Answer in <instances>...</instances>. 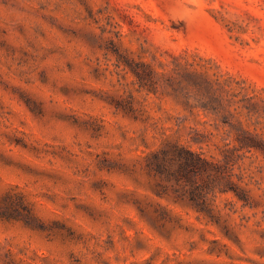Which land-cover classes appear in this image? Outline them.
Wrapping results in <instances>:
<instances>
[{
    "label": "rangeland",
    "instance_id": "rangeland-1",
    "mask_svg": "<svg viewBox=\"0 0 264 264\" xmlns=\"http://www.w3.org/2000/svg\"><path fill=\"white\" fill-rule=\"evenodd\" d=\"M0 264H264V0H0Z\"/></svg>",
    "mask_w": 264,
    "mask_h": 264
},
{
    "label": "trees",
    "instance_id": "trees-1",
    "mask_svg": "<svg viewBox=\"0 0 264 264\" xmlns=\"http://www.w3.org/2000/svg\"><path fill=\"white\" fill-rule=\"evenodd\" d=\"M174 149L175 156L173 161L178 165V169L175 173L172 172L170 161L167 158L168 150L163 151L162 155L160 153L156 154L154 160L150 164V169L161 175L177 174L179 179L186 181H192L194 176L197 177L207 169L208 163L200 154L188 151L184 149V147L176 145ZM196 187L197 189H194L192 192H197V194L200 195L201 189L198 185Z\"/></svg>",
    "mask_w": 264,
    "mask_h": 264
}]
</instances>
